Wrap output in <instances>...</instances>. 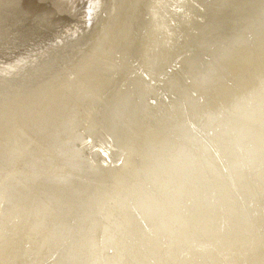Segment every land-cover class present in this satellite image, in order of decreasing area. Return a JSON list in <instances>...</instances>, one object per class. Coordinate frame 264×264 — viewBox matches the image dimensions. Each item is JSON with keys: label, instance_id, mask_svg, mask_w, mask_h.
<instances>
[{"label": "bare ground", "instance_id": "bare-ground-1", "mask_svg": "<svg viewBox=\"0 0 264 264\" xmlns=\"http://www.w3.org/2000/svg\"><path fill=\"white\" fill-rule=\"evenodd\" d=\"M262 71L264 0H0V261L258 264Z\"/></svg>", "mask_w": 264, "mask_h": 264}, {"label": "snow or ice", "instance_id": "snow-or-ice-1", "mask_svg": "<svg viewBox=\"0 0 264 264\" xmlns=\"http://www.w3.org/2000/svg\"><path fill=\"white\" fill-rule=\"evenodd\" d=\"M195 95V93H193ZM260 95H261V102H262V119H261V138L262 143H264V71H262L261 80H260ZM204 98H202V101ZM207 107L204 111L203 115L199 116V121L201 124V128L198 129L196 124L191 123L190 117L186 114L184 116V120L186 121L188 127L191 128V130L195 133L206 135L208 137H212L214 135V129L209 130L211 128V125L220 117L224 115V113L228 110L225 103L222 101L214 102L212 99H207L205 101ZM215 156L219 159L222 155H224L227 152V148L220 145L218 147H215L212 149ZM107 155V153H105ZM226 170V169H225ZM262 198H264V192H262ZM143 207V209L149 213L153 211V206L150 201L147 200H140L139 198H133L128 201L127 204V210L132 213H138V210ZM123 211V209H121ZM99 215H101L104 219H111L113 215L112 209H107L103 206L100 207ZM116 237L115 235H110L108 232L107 227L104 230V234L102 237H100V240L102 242H108V241H115ZM110 251L115 252L116 248L113 247L110 249ZM132 257L124 258L122 257L120 260L116 261L115 264H176V262L173 261H144L141 259H136L137 253L133 251L131 253ZM0 264H5L4 261H0ZM93 264H97V262H93ZM99 264H112V262L109 261H102L99 262ZM190 264H211V262H204L195 260L190 262ZM245 264H248V262H245ZM252 264H256V262H252ZM258 264H264V249H262L261 252V259L259 260Z\"/></svg>", "mask_w": 264, "mask_h": 264}]
</instances>
